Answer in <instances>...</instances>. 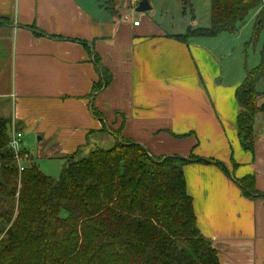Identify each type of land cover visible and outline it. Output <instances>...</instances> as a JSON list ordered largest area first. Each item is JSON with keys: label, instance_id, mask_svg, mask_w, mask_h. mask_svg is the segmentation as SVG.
<instances>
[{"label": "crops", "instance_id": "0c3cea01", "mask_svg": "<svg viewBox=\"0 0 264 264\" xmlns=\"http://www.w3.org/2000/svg\"><path fill=\"white\" fill-rule=\"evenodd\" d=\"M91 2L0 0V117L18 123L47 160L111 147L114 131L155 156L194 154L187 188L220 264H264V196H245L234 179L253 175L264 194V115L253 150L237 126L245 73L226 82L223 58L199 39L178 41L149 15L134 13V26L127 8L118 18L109 0ZM95 54L111 74L97 90Z\"/></svg>", "mask_w": 264, "mask_h": 264}, {"label": "trees", "instance_id": "16d2710c", "mask_svg": "<svg viewBox=\"0 0 264 264\" xmlns=\"http://www.w3.org/2000/svg\"><path fill=\"white\" fill-rule=\"evenodd\" d=\"M178 1L184 9L191 6V0ZM109 4L118 18L128 7L125 0ZM254 11L255 44L264 31L263 0H210L209 27L189 26L172 37L186 43L235 33ZM260 57V65L246 69L235 91L238 131L248 150L254 148L256 118L264 115V100L259 106L264 92L257 90L264 78V42ZM95 62L104 81L97 90L110 83L111 74L96 54ZM13 126L22 131L11 118L0 117V264H220L212 240L198 226L187 188L184 169L197 158L194 154L155 156L116 131L111 147L66 155L55 178L39 170L26 150L20 171L9 147ZM216 164L231 176L225 164ZM234 179L245 196H264L253 175Z\"/></svg>", "mask_w": 264, "mask_h": 264}, {"label": "rangeland", "instance_id": "374dc122", "mask_svg": "<svg viewBox=\"0 0 264 264\" xmlns=\"http://www.w3.org/2000/svg\"><path fill=\"white\" fill-rule=\"evenodd\" d=\"M88 1L84 0L87 4ZM110 1L112 0H109V3ZM130 1L125 0L128 3ZM104 2L105 0H92L91 6H97ZM149 2L152 7L151 10L137 12L136 14L140 17L145 15L153 16L170 33H185L187 28L193 23L199 27L210 26V0H191V6L185 9L178 0H149ZM257 15L258 11L251 13L245 24L235 33L223 32L214 38L199 39L203 47L213 50L219 59L223 58L221 65L226 82L236 81L243 73H246V69L251 70L260 65V51L263 47L264 31L257 42L251 44ZM257 90L264 92V78L257 84ZM263 100L264 96L260 98L259 106L263 103ZM114 135L115 137L117 136L115 131ZM22 150L31 153L37 167L43 173L55 178L61 176L65 165L64 159L47 160L40 157L35 141L27 136L25 139L23 137ZM88 153L87 150H82L80 155Z\"/></svg>", "mask_w": 264, "mask_h": 264}, {"label": "built area", "instance_id": "2783aa9c", "mask_svg": "<svg viewBox=\"0 0 264 264\" xmlns=\"http://www.w3.org/2000/svg\"><path fill=\"white\" fill-rule=\"evenodd\" d=\"M140 1L141 0H131L128 3V7L123 15L124 20L132 21V24L134 26H138L140 24L139 20H133V14L137 13V7L139 6ZM263 3H264V0H263ZM23 137H24L23 131H19L13 126L11 130V138L9 142V147L16 155V158L19 162L20 171L24 170V166L21 163L22 161L21 153L23 152L22 150Z\"/></svg>", "mask_w": 264, "mask_h": 264}, {"label": "water", "instance_id": "95a60500", "mask_svg": "<svg viewBox=\"0 0 264 264\" xmlns=\"http://www.w3.org/2000/svg\"><path fill=\"white\" fill-rule=\"evenodd\" d=\"M151 9L152 7L149 0H141L139 6L137 7V12H147Z\"/></svg>", "mask_w": 264, "mask_h": 264}]
</instances>
